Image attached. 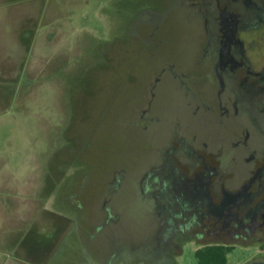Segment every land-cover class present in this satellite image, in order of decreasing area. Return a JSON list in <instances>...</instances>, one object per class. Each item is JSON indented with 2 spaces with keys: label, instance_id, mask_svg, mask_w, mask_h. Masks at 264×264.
Listing matches in <instances>:
<instances>
[{
  "label": "rangeland",
  "instance_id": "rangeland-1",
  "mask_svg": "<svg viewBox=\"0 0 264 264\" xmlns=\"http://www.w3.org/2000/svg\"><path fill=\"white\" fill-rule=\"evenodd\" d=\"M230 3L0 0V188L44 190L50 177L86 187L84 196L76 194L101 223L88 251L85 243L68 245L53 264H195V251L208 244L232 246L228 264H264L262 197L245 196L260 214L227 215V205L215 211L183 197L177 183L181 171L213 164L219 177L206 188L212 194L219 184L235 192L244 183L264 186V119L243 104L235 114L228 80H240L244 69L223 63ZM35 26L36 47L26 39ZM17 33L25 37L19 43ZM257 45L245 47V59L258 69L264 42ZM39 66L47 67L43 75ZM58 191L44 197L49 206L40 213L27 215L42 238H53L57 227L67 231L46 211L59 214ZM70 199L80 207L76 195ZM17 261L30 264L0 253V264Z\"/></svg>",
  "mask_w": 264,
  "mask_h": 264
},
{
  "label": "crops",
  "instance_id": "crops-1",
  "mask_svg": "<svg viewBox=\"0 0 264 264\" xmlns=\"http://www.w3.org/2000/svg\"><path fill=\"white\" fill-rule=\"evenodd\" d=\"M27 19L31 20V17L30 18L27 17ZM35 27L32 30H28L29 34L26 36V39H28L27 41L32 40L34 46L36 47V41L38 39L37 36H39V30H37V27L35 29ZM17 35H18L17 36L18 43L22 41V38L25 39L24 35H21L20 33H17ZM46 36H47L46 39L50 38V42H52L53 39H55V36L52 34L49 35L48 33ZM25 65H26V61L24 59L23 64L20 67L23 78V82H22L23 84L26 77V76L24 77L25 73L23 72V70H25L24 69ZM39 68L41 70L40 71L41 75H43V72H45L47 67L44 66V68H42L39 66ZM16 80L19 81L20 79H16ZM20 85L21 84L19 83L17 88L18 93H20V90L22 89V86L20 87ZM48 176L51 175L48 174ZM53 176H55V174ZM66 178H68V176H66ZM47 181H48L47 183L43 181L42 187H40L41 189L44 190H39V191L25 192L24 190L23 192L19 190L14 191L13 189H9V187L0 188V215H2V218L4 219V223H5V227L3 229H0L1 254L10 255L12 253L13 255H16V258L21 257V255H23L30 261V264H53L52 263L53 260L56 257L58 258L60 256L59 251H61L63 247H66L71 244L77 245V243L79 245L80 244L83 245V243H85L86 244L85 250L88 251L90 244L95 242L97 243V239H98L97 236L96 237L93 236L95 238H92V240L89 239V237L93 235L92 228L95 229L96 226L99 227V224L101 223L95 222L96 218H92L91 216H88L90 210H89V206L87 205V202L85 201L84 203L83 201H81L82 199L79 196L80 194L78 195L76 194V192L79 190L82 196H84V192L87 191L86 187L83 189L80 185H79L80 187L77 185L71 186L72 184L68 182L65 184L63 182L53 183L51 177L47 179ZM49 182L50 184H48ZM53 190L54 191L59 190L55 198L56 202H54L55 207L59 212V214L46 210L47 213L49 214L48 219L53 220L55 216L56 218H58V221H55V223L57 222L59 223V225L62 224L65 228L67 227V231L64 234L63 232L60 233L59 230L61 227H57L58 229L57 228L54 229L53 238L47 239L41 237L39 228L36 223L37 221L35 219H26V218L31 217V216H27L28 214L32 215L33 213V215H35L36 212L40 213L39 211L43 207L49 206L48 205L49 203L47 202L45 203L42 200L44 199L45 196L53 192ZM71 195L77 196V202L80 207H76L75 205L72 204L70 199ZM51 206L52 205H50V207ZM68 206L74 207V209L77 210V215H74L71 212L68 213L66 211L67 210L66 208ZM55 207H51V208L55 209ZM82 212L83 215H80ZM86 212L88 214L85 217L84 214ZM81 216L85 217L84 218L86 220V221L84 220L85 224L88 225L89 228L91 229V232L87 233V235H84L80 230L82 228ZM11 225H14V227H10ZM74 231H77V234L75 236L76 241L74 240L71 242L70 240L74 234ZM51 241L52 243L49 246V243ZM84 255L85 253L82 254V256ZM86 257H88V254L86 255ZM88 258L91 257L89 256ZM59 260L60 259H58L57 262ZM17 262L16 264H24L22 262H18V263ZM10 264H15V263H10ZM76 264H78V262H76ZM79 264H84V263H79ZM93 264H101V263L98 262V259H95L93 261ZM227 264H228V260H227Z\"/></svg>",
  "mask_w": 264,
  "mask_h": 264
},
{
  "label": "flooded vegetation",
  "instance_id": "flooded-vegetation-1",
  "mask_svg": "<svg viewBox=\"0 0 264 264\" xmlns=\"http://www.w3.org/2000/svg\"><path fill=\"white\" fill-rule=\"evenodd\" d=\"M231 3L227 6V9L232 10L233 13L228 14V20L223 22V26L226 29L228 45L227 51L228 56L223 63L226 65L232 64L231 69L234 70V63L236 65L243 66V77L239 79L229 78L232 89V96L236 97L235 106L238 115L239 107L242 104L246 107L253 109L256 107L258 109L257 114L263 116L264 119V65L260 68H255L254 61L249 63L246 61V49L245 47H258L259 41L264 42V36L260 37L254 33V30L261 28L264 30V0H229ZM239 19V20H238ZM240 22V25L237 24ZM227 25V28H226ZM264 33V32H263ZM243 37V38H241ZM235 72V71H233ZM238 83H234V82ZM233 99V98H232ZM250 136V135H248ZM244 139V142L250 138ZM264 141V138H263ZM263 155V153H259ZM197 157H200L196 154ZM252 158V157H251ZM264 162V156H260ZM264 171V166H263ZM181 178L177 180L179 187V193H182L183 197L191 195L198 198L201 204H206L208 207L214 209H220V205H227L226 214L229 215L231 211H240L241 214H246L250 211L253 215L260 214V209L264 206V186L256 183H244L241 184L239 189L235 191L228 190L224 185H214L218 189V192L213 194L209 189H206L213 182V179L217 180L219 173L217 167L213 164L206 165L205 169L199 170L193 168L189 173L186 170L181 171ZM211 182V183H210ZM204 190L203 195H198ZM239 194H242L240 197ZM245 196L247 199L250 198L257 199L259 197L261 200L260 206L248 203L250 205H245ZM259 196V197H258ZM219 204V205H218Z\"/></svg>",
  "mask_w": 264,
  "mask_h": 264
},
{
  "label": "trees",
  "instance_id": "trees-1",
  "mask_svg": "<svg viewBox=\"0 0 264 264\" xmlns=\"http://www.w3.org/2000/svg\"><path fill=\"white\" fill-rule=\"evenodd\" d=\"M232 246L210 244L198 248L195 253V264H227V256Z\"/></svg>",
  "mask_w": 264,
  "mask_h": 264
}]
</instances>
